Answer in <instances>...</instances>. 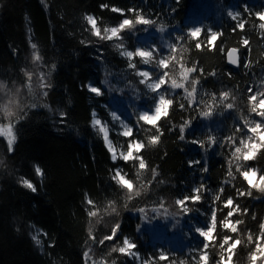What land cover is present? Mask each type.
<instances>
[{
  "label": "trees",
  "instance_id": "16d2710c",
  "mask_svg": "<svg viewBox=\"0 0 264 264\" xmlns=\"http://www.w3.org/2000/svg\"><path fill=\"white\" fill-rule=\"evenodd\" d=\"M130 8L153 24L122 30L118 37L93 35L134 19ZM231 11H240L241 18L231 20ZM261 11L264 0H0V123L11 125L16 136L9 152L0 135V264H207L202 251L209 253V264H263L264 187L251 181L250 172L241 176L250 168L264 176V149L243 162L256 150L247 155L253 140L247 119L264 122L249 112L247 100L257 95L258 102L264 93V28L255 16ZM241 20L243 30L236 28ZM232 48L240 51L238 68L227 60ZM138 49L154 53L151 64L121 55ZM158 65L166 68L159 81ZM145 70L150 80L137 75ZM165 81L157 93L146 86ZM88 83L101 94L88 90ZM159 92L173 104L154 123L141 121L143 112L154 111ZM226 99L233 109L225 107ZM209 110L207 117L200 114ZM93 112L101 121L95 127ZM105 126L109 138L103 140L99 129ZM132 128L130 137L120 134ZM138 141L146 145L140 153L133 148L142 146ZM36 165L43 177L35 175ZM21 178L37 191L23 187ZM189 195L191 200L178 203ZM156 214L178 223L180 231H153L148 223ZM117 226L115 239L106 240ZM32 235L42 240V250ZM125 237L137 246L135 259L113 251Z\"/></svg>",
  "mask_w": 264,
  "mask_h": 264
},
{
  "label": "snow or ice",
  "instance_id": "6c2138e0",
  "mask_svg": "<svg viewBox=\"0 0 264 264\" xmlns=\"http://www.w3.org/2000/svg\"><path fill=\"white\" fill-rule=\"evenodd\" d=\"M222 2V0H221ZM100 7L102 9L104 8H108L109 5L107 4H101ZM243 7V10H244V13H249L250 10L248 9V7L246 5L242 6ZM111 11L113 12H117V13H121L123 14L124 13V9H121V8H118V7H112L111 8ZM128 12H132L135 14V18L134 19H129V18H124L118 26H114V27H111L110 29H107V31L105 32L104 31V34L102 35L101 32L99 35L96 34V31L94 30L93 31V35H95L96 37H99L100 39H104L105 37H111V34L112 33H115L116 36L118 37L121 33L122 30H125V29H132L134 28L136 25H139V24H143V25H149V24H153V21L152 20H149V19H145L144 15H142L141 13L137 12V10L135 8H130L127 10ZM227 16L233 20V21H237L238 19L241 18L242 16V13L240 11H231V12H227ZM255 16L261 21V23H259V28H264V11H261V12H256L255 13ZM85 20L88 22V24L91 25V28H97L96 24V20L95 18L92 16V15H86L85 16ZM94 21L95 23L92 24L90 22ZM236 28L240 29V30H243L245 28V22L243 20H241V22H239L238 24H236ZM161 30H163V28H161ZM193 31L195 32H199L200 34L202 33V29L201 28H196V29H193ZM110 33V34H109ZM81 43H84L83 41H81ZM242 44L244 46H247L249 45V40L247 39H244ZM31 48L32 49H37V44L36 43H31ZM239 50L237 49V52ZM121 55L123 56H126L127 58H129L131 60V58L136 55V56H139L141 57V62L145 65H148V64H151V57L154 56V53L152 51H145V50H142L140 49L138 54L137 52L135 51V53L131 52V51H123L121 52ZM33 60L34 61H39L41 59L40 57V54L38 53V51H34L33 52ZM164 61L163 59L160 60V64H163ZM233 65H238V62L234 63ZM129 67L131 68H135L136 65L134 63H130L129 64ZM157 68H159L161 70L160 74H158L155 78V80L159 81L161 80V77H163L164 75V72L163 71L164 67H159V65L157 66ZM195 71H197V69H195ZM202 71V70H201ZM137 75L145 78V77H148V79L150 80L151 77H152V74L145 70V71H139L137 72ZM208 75L210 76H215L216 73L215 72H211V73H208ZM141 81L143 82L144 79H141ZM104 83H107V81H104ZM199 83V82H198ZM167 84V81L163 82V83H160L158 85H153L151 82H148L147 83V87L149 89L152 90L153 93H157L158 90H160L162 88L163 85ZM85 87L90 90L92 93H95V94H101V89L97 86H93V84L91 83H88L87 85H85ZM249 92H251L252 90L251 89H248ZM158 100L155 101V105H154V110L155 112L158 114L160 111H161V107L165 106V105H168V106H171L173 104V100L172 99H167L165 97V94L163 92H159L158 93ZM45 95H47V92L45 93ZM222 95H224L225 97H229V93L227 92H224L222 93ZM261 98L259 99V101L257 102V95H249L247 97V100L249 98H251V107H250V111L251 113H256L259 117H261L262 119H264V109H262L260 107L261 105V101H264V93H261L259 95ZM228 99H226L225 101H223V103L225 104V107L227 109H233L235 107V105L231 102H228V103H225ZM183 107H185V105H183ZM147 113H149L147 111ZM202 116L204 117H207L211 114V110L209 111H202L200 113ZM66 113L63 112V113H60L59 116L61 118H65L66 117ZM96 113L93 112L92 113V126L95 127L97 125H100L101 124V121L100 119L96 118ZM167 115L163 116V117H167ZM151 117L147 114H144L141 116V121L143 120H147V119H150ZM113 119H115V116H113ZM63 122V120H62ZM158 122V121H157ZM156 122V125H155V128H156V132L158 133L157 136L160 137L161 139V135L163 134L158 126ZM246 124L249 126L248 127V130L253 134L252 136H249L248 139H255L256 138V135H257V129L261 128V127H264V122H261V121H254V120H249L247 119L246 121ZM121 125L124 126V122L121 121ZM187 126V124H183V127L180 129V132H184L185 131V127ZM244 126V125H243ZM245 127V126H244ZM99 132L103 134V140H104V137L105 135L109 138V130H108V127L105 126V128H100L99 129ZM122 136L124 137H130L133 135V128H132V131H131V134H125V133H120ZM0 135H6L8 137L7 139V150L9 152H13L14 151V142L16 140V136L13 134L12 132V129H9V130H0ZM180 139L183 140L184 139V135H180ZM209 139H213V137H209ZM142 144L141 148H140V151L139 153L146 147L145 143L142 142V141H138ZM147 146H149V144L147 143ZM264 149V142L261 143L260 147H258L255 152L248 158V159H245L243 162H247V161H251V160H255L257 158V155L260 153V151ZM140 157L143 158V156L139 155ZM110 159L113 160V162H116L118 160V156H114L112 152H110ZM119 159H122L124 162H133V161H136L138 162V165L140 163V161L138 160H127V159H124L123 156H119ZM0 163H3V161H0ZM195 162H190V164H194ZM118 170L122 173V169H119ZM34 172H35V175L37 177H43L44 175V172L43 170L41 169L40 166L36 165L34 166ZM248 172H250L251 174L253 175H257L258 174V169H255V168H250V169H247V170H243L241 171V176L243 178H247V174ZM23 187L31 190L32 192H36L37 191V185L35 183H33L31 180L29 179H26V178H21V180L19 181ZM117 185H119L118 181H115ZM197 191V189L193 188L192 189V193L194 194L195 192ZM221 193H223L221 191ZM244 195H248V196H251V193L250 192H246L244 193ZM238 196H240L238 194ZM192 199V195H189L187 197H183V198H180L178 199V203L180 204H184L186 203L187 201L191 200ZM202 200V197H199L197 199L196 202H199ZM90 203V199L88 201ZM232 205H234V200L232 198V201H231ZM224 207L228 208V205H227V202L224 203ZM229 209V208H228ZM185 211H188L187 208L184 209ZM229 211V210H228ZM234 215V213H233ZM118 229H119V226H117V230H116V234L115 235H109V237L106 239V240H114L117 233H118ZM196 231L200 232V234L202 236H207V231L206 229L205 230H201V228H197ZM94 238V237H93ZM31 239L32 241L34 242V244L38 247L41 248V250L43 249V242L41 239L38 238L37 235H32L31 236ZM105 240V241H106ZM101 242V245L104 244V242ZM122 245L120 248L118 249H113L114 252H119L121 254H126L128 256H131L133 257V259H135V253H134V250L136 249V244H134L130 239L128 238H123L122 239ZM240 245V244H238ZM237 245V246H238ZM204 248V247H203ZM205 250L207 248H204ZM206 254V255H205ZM264 257V256H262ZM167 257L165 256V254L163 252H161L159 254V259L160 260H165ZM200 258L201 259H205L207 261V264H209V260H210V256H209V253L207 251H202L201 255H200ZM252 257H250L251 259ZM147 261V260H145ZM217 264H218V261H217Z\"/></svg>",
  "mask_w": 264,
  "mask_h": 264
},
{
  "label": "rangeland",
  "instance_id": "374dc122",
  "mask_svg": "<svg viewBox=\"0 0 264 264\" xmlns=\"http://www.w3.org/2000/svg\"><path fill=\"white\" fill-rule=\"evenodd\" d=\"M195 33L197 34L198 32H195ZM139 50L140 49H138V52H139ZM146 78H148V77H146ZM155 85H158V83L156 82V84H154V86ZM3 103L4 102H1L0 104L4 105ZM166 106L167 105L161 107V111L158 114L154 110L151 114H148L147 112H143L142 115H144V114L149 115L151 118L147 119L146 121L154 123L156 120H158L163 115V113L165 112ZM0 107H3V106L0 105ZM113 116H115V119L119 121V125L122 126L121 121H123V118L121 119L119 113H113ZM123 128H125V124H124ZM9 129H12L11 125L5 124V123H0V130H9ZM124 131H125V133H129V131L127 129H125ZM1 136L7 141L8 137L6 135H1ZM262 142H264V127L257 129L256 138L248 142L247 155H249L250 151L252 152V151H254V149H257L258 147H260ZM109 147L111 148V142H109ZM133 148L136 150H139L141 148V146H140V144L136 143L133 146ZM249 177H250L251 181L256 186L258 185V186L264 187V176L263 175H258V174L253 175L250 173ZM125 183H127V181H125ZM148 227L151 228L153 231H155V230L161 231V230H166L168 228H171L170 231L173 233H178L180 231L178 223L173 224L172 222L167 221V219L165 217H162V215H160V214H156V215L152 216V221L150 223H148ZM263 256H264V253H263ZM263 264H264V259H263Z\"/></svg>",
  "mask_w": 264,
  "mask_h": 264
},
{
  "label": "water",
  "instance_id": "95a60500",
  "mask_svg": "<svg viewBox=\"0 0 264 264\" xmlns=\"http://www.w3.org/2000/svg\"><path fill=\"white\" fill-rule=\"evenodd\" d=\"M227 60L231 67L238 68L240 66V51L237 52L236 48H232L227 53ZM238 62V65H233L234 63Z\"/></svg>",
  "mask_w": 264,
  "mask_h": 264
},
{
  "label": "clouds",
  "instance_id": "9594fccd",
  "mask_svg": "<svg viewBox=\"0 0 264 264\" xmlns=\"http://www.w3.org/2000/svg\"><path fill=\"white\" fill-rule=\"evenodd\" d=\"M0 87H2V85H0Z\"/></svg>",
  "mask_w": 264,
  "mask_h": 264
}]
</instances>
